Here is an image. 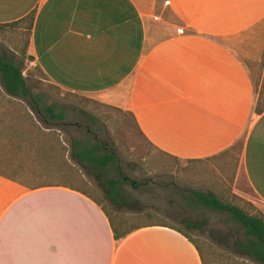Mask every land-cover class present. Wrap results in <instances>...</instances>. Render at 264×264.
<instances>
[{
	"label": "crops",
	"instance_id": "obj_1",
	"mask_svg": "<svg viewBox=\"0 0 264 264\" xmlns=\"http://www.w3.org/2000/svg\"><path fill=\"white\" fill-rule=\"evenodd\" d=\"M33 10L26 62L50 84L126 110L180 161L218 156L244 136L241 170L264 205V111L253 113L264 0H0V24ZM9 113L0 108V137ZM17 181L0 172V264H202L185 231L146 227L116 242L89 194Z\"/></svg>",
	"mask_w": 264,
	"mask_h": 264
},
{
	"label": "rangeland",
	"instance_id": "obj_2",
	"mask_svg": "<svg viewBox=\"0 0 264 264\" xmlns=\"http://www.w3.org/2000/svg\"><path fill=\"white\" fill-rule=\"evenodd\" d=\"M169 21L178 25L173 18ZM23 40L24 36L17 31L6 29L0 36V53L13 58L32 96L41 97L44 105H55L57 112L63 110L65 120L63 125L57 123L45 129L32 115L37 124L35 129L24 118H5L6 123L17 126L24 137L29 139L35 133L38 140L44 141L48 148L46 160L50 166L47 172L43 161H35L27 151H16L12 140L0 137L2 174L17 178V183L27 188L73 186L96 199L112 219L126 218L127 228L164 224L185 231L199 244L206 264H256L237 252L235 243L243 241L245 234L231 216L194 204L190 197V191L211 193L225 204L245 211L252 210L249 213H264V205L248 187L241 170L244 138L240 146L236 145L211 159L173 160L153 148L140 135L126 110L50 84L37 67L29 65L18 53ZM254 81L255 85H261V78L255 73ZM255 107L261 106L256 102ZM86 140L102 142L117 157L118 170L111 169L106 177H126L140 182L138 188L130 184L119 186L124 192L119 208L107 198L104 184L71 158L75 142L84 143ZM186 222L203 225L187 230Z\"/></svg>",
	"mask_w": 264,
	"mask_h": 264
},
{
	"label": "trees",
	"instance_id": "obj_3",
	"mask_svg": "<svg viewBox=\"0 0 264 264\" xmlns=\"http://www.w3.org/2000/svg\"><path fill=\"white\" fill-rule=\"evenodd\" d=\"M35 14V10H33L25 17L21 18L16 22H12L9 24H0V36L6 29L15 30L19 34L24 36L23 45L18 50V53L26 61L32 60V58L27 56V49L29 46L30 36L34 26ZM40 73L42 74L41 71ZM256 90L258 91L259 95L257 105H260L261 107H255L253 109L255 117L259 116L264 111V76L261 79V85H256ZM23 102H25L26 104L24 105ZM0 105L1 108H4L5 110L10 112V119L24 118L26 121H30L32 123L31 126L35 129L37 128V124L34 121L32 115L35 116L36 121L41 123L45 129H50L57 123L62 124V122H64L65 120L63 110L57 112V108L55 105H44L42 103L41 97L32 96L29 88L26 85V80L22 76L21 69L15 65L13 58H8L3 53H0ZM19 111L21 112L19 113ZM129 115L133 120L135 128L138 130L133 116L130 113ZM11 125L12 126H10L9 128V133L5 134L4 137L7 140H12L15 146L14 149L16 151H27V154L29 156H32L35 161H43V166H46V171L48 172V167L50 166V164L46 160L48 158V148H46L44 141L38 140V135L35 133L32 134L34 135V137H29L28 139V136L24 137L23 132L18 129L17 126L13 124ZM138 132L140 133L139 130ZM243 138L244 136L238 139L231 148L236 145L240 146ZM230 149L223 153L228 152ZM166 156L173 160H178L177 158L168 155ZM71 158L79 165V167L83 168L89 175L93 176L94 178H96L97 181H100L102 184H104L105 194L107 198L109 199L111 204L118 208L121 206V201L123 200L124 195V192L119 188V186L121 184H130L133 188H138L140 186V182L131 181L126 177H124L123 179L106 177V174L111 171V169L118 170V160L115 154L100 141L95 140L93 143H91L89 140H86L84 143L75 142ZM46 186L53 185L39 186L36 188ZM63 187L76 189L73 186ZM90 197L95 203L99 204L96 199L92 198V196ZM190 197L192 198L194 204H198L212 211L228 213L231 216L232 221L238 224L243 229L245 234V239L243 241H237L235 243V248L237 252L241 256L250 259L256 264H264V213L260 211L249 213V211L252 210L245 211L235 205L225 204L211 193L190 191ZM106 213L112 229L114 240L116 242L125 239L128 235L141 228L153 226L167 228L170 227L164 224H148L135 225L133 227L127 228L126 218L120 216L117 219H112V217L108 214L107 211ZM202 225L203 224H193L186 222L185 228L187 230H192L202 227ZM170 228L182 233V231L179 229L173 227ZM191 242L195 245L202 264H206L199 244L194 240H191Z\"/></svg>",
	"mask_w": 264,
	"mask_h": 264
}]
</instances>
